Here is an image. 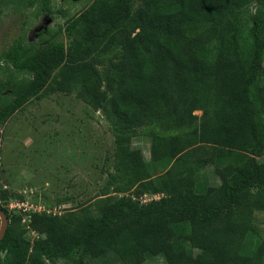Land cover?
I'll list each match as a JSON object with an SVG mask.
<instances>
[{
	"label": "trees",
	"instance_id": "1",
	"mask_svg": "<svg viewBox=\"0 0 264 264\" xmlns=\"http://www.w3.org/2000/svg\"><path fill=\"white\" fill-rule=\"evenodd\" d=\"M27 4L13 10L26 17ZM0 57L30 74L0 83V145L16 111L59 92L101 110L115 138L99 199L34 212L37 239L0 203V264H264L252 240L264 212V0H92L38 45L18 37ZM136 138L150 141L148 158Z\"/></svg>",
	"mask_w": 264,
	"mask_h": 264
},
{
	"label": "rangeland",
	"instance_id": "2",
	"mask_svg": "<svg viewBox=\"0 0 264 264\" xmlns=\"http://www.w3.org/2000/svg\"><path fill=\"white\" fill-rule=\"evenodd\" d=\"M27 4L23 12L14 11V4ZM0 0V56L13 45L16 38L25 45H38L49 38L70 17L84 10L92 0ZM257 5L251 10L254 12ZM215 53V51H214ZM264 64V61H263ZM30 74L21 72L11 62L0 57V83L21 81ZM11 92L1 97L12 99ZM196 113L201 115L202 111ZM111 124L101 110L80 100L75 93H54L32 98L1 126L0 145V203L8 213L22 217L27 237H40L29 225L34 212L63 213L68 209L92 205L103 193L109 171L115 165V138ZM134 148L150 156V141L136 138ZM264 162V154L259 157ZM211 184L221 183L214 167L204 169ZM5 190V192H4ZM6 194V197L3 196ZM132 196L131 193H115ZM161 194L144 195L159 198ZM259 234L252 237L255 244L264 243V212H255ZM162 257H148L146 264H163ZM55 264H73L58 260Z\"/></svg>",
	"mask_w": 264,
	"mask_h": 264
},
{
	"label": "water",
	"instance_id": "3",
	"mask_svg": "<svg viewBox=\"0 0 264 264\" xmlns=\"http://www.w3.org/2000/svg\"><path fill=\"white\" fill-rule=\"evenodd\" d=\"M0 220H1V224H0V241H1L4 238L9 225L8 215L2 208H0Z\"/></svg>",
	"mask_w": 264,
	"mask_h": 264
},
{
	"label": "clouds",
	"instance_id": "4",
	"mask_svg": "<svg viewBox=\"0 0 264 264\" xmlns=\"http://www.w3.org/2000/svg\"><path fill=\"white\" fill-rule=\"evenodd\" d=\"M145 200H148L147 198H145Z\"/></svg>",
	"mask_w": 264,
	"mask_h": 264
}]
</instances>
